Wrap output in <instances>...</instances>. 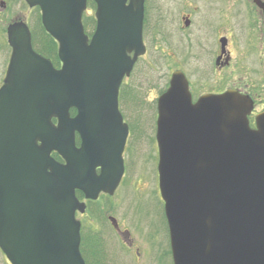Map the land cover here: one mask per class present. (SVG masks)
Returning a JSON list of instances; mask_svg holds the SVG:
<instances>
[{"label": "water", "instance_id": "95a60500", "mask_svg": "<svg viewBox=\"0 0 264 264\" xmlns=\"http://www.w3.org/2000/svg\"><path fill=\"white\" fill-rule=\"evenodd\" d=\"M25 2L40 9L62 66L54 69L33 51L26 25L8 27L0 250L10 264H84L75 219L84 204L75 192L91 200L112 195L123 175L127 126L118 91L145 53L144 0H94L90 41L82 25L87 0ZM254 3L264 16V3ZM251 111V100L234 91L192 104L180 72L159 98V190L174 264H264V112L252 130Z\"/></svg>", "mask_w": 264, "mask_h": 264}, {"label": "rangeland", "instance_id": "374dc122", "mask_svg": "<svg viewBox=\"0 0 264 264\" xmlns=\"http://www.w3.org/2000/svg\"><path fill=\"white\" fill-rule=\"evenodd\" d=\"M11 1L8 15L0 16V66L10 55L3 28L16 17L29 25L36 50L56 67L59 66L57 45L38 24V10L29 9L24 0ZM94 12L95 6L88 0L83 23L85 34L89 37L95 28ZM208 13L214 16L211 23L204 21ZM184 15H190L187 28L183 26ZM220 23H224L232 60V66L223 74L224 78L227 75L225 84L252 91L256 103L253 113H257L264 109V20L252 0H145L143 41L146 52L135 64L130 76L124 79L119 92L122 115L131 127L126 180L116 197L101 198L90 205V209L110 208L121 227L128 228L129 237L140 248L138 264H147L149 259L143 256L146 248H151V255L152 251L163 255L168 249L166 222L157 185L154 139L157 98L176 70L183 71L191 81L212 79L214 46L206 50L200 40H213L214 30L219 29ZM210 44L214 42L210 41ZM97 215L96 223L93 218L92 223L86 226L91 229L95 226L94 230L104 236L106 230L110 231L109 223L103 214ZM84 231L91 233L86 227ZM104 237L107 238V235ZM104 240L105 253L99 243L88 249L87 256L92 264H135L131 261L135 257L134 250L130 253L115 240ZM163 257L166 264H170V260ZM0 264H10L1 251Z\"/></svg>", "mask_w": 264, "mask_h": 264}, {"label": "flooded vegetation", "instance_id": "af4514ba", "mask_svg": "<svg viewBox=\"0 0 264 264\" xmlns=\"http://www.w3.org/2000/svg\"><path fill=\"white\" fill-rule=\"evenodd\" d=\"M11 5H12V1L11 0H0V16H3L4 14L8 15L9 10L11 9ZM183 17L184 18L188 17L189 20H190V15H184ZM213 20H214V16L212 14L208 13L204 17L205 23H211ZM19 21H23V19H21L19 17H16L14 19H10L9 22H7L5 24V26L3 28V31L6 30V27L9 24H11L13 22H19ZM214 27L216 28L217 25H214ZM209 30L213 31L212 29H209ZM214 33H215V37H214L213 40H208V39H205V38H201V40H200V41L203 42L204 47L206 48V50H208V49H210V47L214 46L213 52L215 53V57H214L213 64H212V71H213L214 74L212 75V79H210L208 81L204 80L202 82H196L194 80L191 81L188 77H186V75H185V73L183 71L179 70L185 75V77L187 79L188 88H189V92H190V95H191V98H192V102L194 103L195 101H197V99L199 97H201L202 95L220 94V93H223L224 91H226L227 89H233V90H236V91H238L239 93H241L243 95L250 96V98L253 100V104H254L253 112H255L256 103L254 102L253 92L252 91H248V88H240L239 86H235V85H233V87H227V84H225L226 81H227V75L224 78L223 74L226 73L227 69H229L232 66V60H231V56H230L231 53H230L229 48H228L229 47L228 39L226 38V36L224 34V23H220L219 24V29L214 30ZM214 33L212 32L211 34H214ZM224 38H226L227 42H226V44L224 43V45L221 46V40H223ZM210 41H213L214 44H210ZM195 42H196V40H195ZM8 61H9V58H8V60L6 62L1 64V66H0V87L3 84V80H4V77H5L6 69H7V66H8ZM199 64H200V61H199ZM214 77H216V79ZM250 85L252 86L251 88L253 89L254 85L252 83ZM165 90L166 89H163L162 92L159 95L164 93ZM119 107H120V105H119ZM121 111L122 110H121V107H120V113L122 115L123 112H121ZM261 111H264V109L262 108L259 112H261ZM253 112L251 113V115L249 117V124H250L251 128H254V116L257 113H259V112H257V113H253ZM75 114H76V110H74V109L70 110V117H74ZM122 117H123V115H122ZM123 122L125 124H127L125 122V120H124V117H123ZM154 125H155V122H154ZM127 126H128V137H127L126 144H125V147H124V150H123V155H122L123 156V164H124V174H123V177H122V179H121V181L119 183V186L117 187L114 195L112 197H109L107 195L101 194L99 197H103V199L104 198L113 199L114 197H116L119 194V191L122 188V186H123V184H124V182L126 180L125 168H126V162L129 159V157L127 155H128V152H129L128 143H129V136H130V130H131V127L128 124H127ZM155 131H156V127H155ZM155 131H154V138H155ZM141 132L142 131H140L139 133L141 134ZM77 138H78V136L76 135V137H75L76 142H77ZM96 173L97 174L100 173V169L99 168L96 169ZM80 198H81L80 201L84 202L85 205H86L84 213H76V218L80 221V225H81L80 247H81L83 253L87 254L88 253V249L92 248L95 243H99L101 245L103 253H105V251L103 249L105 247V245H106L104 239H109V242H110V240H115L127 252L129 250L130 253H131V251L134 250V253H133L134 255L133 256H135V257L134 258L132 257L131 261H133V263L135 262V264L140 263L139 262V260L141 258L140 248L136 247L135 244H134L135 243L134 240L131 237H129L130 235H129V232H128V228L121 227L119 222H117V219L115 218V216H114L113 212L111 211V209L110 208H107V209L105 208V210H103L104 207L102 209L96 208V207L90 209V205H91L90 202H93V201H85V199L84 198L82 199L81 196H80ZM100 199H98L97 201H94L93 204L97 203ZM98 213L99 214H103L105 216L107 222L109 223V225H107V226L109 227L110 231L106 230V233L104 234V236L107 235V238H105L104 236H101V234L99 232L95 231L94 230L95 226H94V229L88 228L86 226L87 223L88 224L92 223L93 218L95 219V223H96V221L98 219V216H99V215H97ZM85 218L87 219V221L85 220ZM110 219H112L115 222H112ZM95 223H94V225H95ZM115 224H116V226H115ZM136 225H138V224H135V226ZM85 227H86V229L91 231V233L88 234L86 231H84ZM111 234H112V237H110ZM149 247H150V245H149ZM146 249H147V252L145 254H143V256L145 258L149 259V260H147V264H153L155 261H156V264H166V261H165V258L163 257V255L165 257H167L168 260H169V251H168V249L164 251L165 253L163 255L154 253V251H152V255H151V248H146ZM85 262H86V264H92L91 261L88 259V256L86 257Z\"/></svg>", "mask_w": 264, "mask_h": 264}, {"label": "trees", "instance_id": "16d2710c", "mask_svg": "<svg viewBox=\"0 0 264 264\" xmlns=\"http://www.w3.org/2000/svg\"><path fill=\"white\" fill-rule=\"evenodd\" d=\"M35 46V45H34ZM37 51H39V50H37ZM40 52V51H39ZM56 158L58 159V157L56 156Z\"/></svg>", "mask_w": 264, "mask_h": 264}]
</instances>
